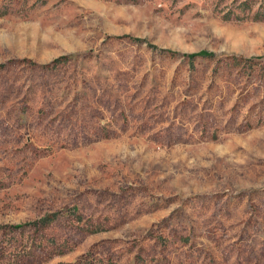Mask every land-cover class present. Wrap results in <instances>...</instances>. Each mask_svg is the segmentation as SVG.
<instances>
[{"label":"rangeland","instance_id":"374dc122","mask_svg":"<svg viewBox=\"0 0 264 264\" xmlns=\"http://www.w3.org/2000/svg\"><path fill=\"white\" fill-rule=\"evenodd\" d=\"M0 264H264V0H0Z\"/></svg>","mask_w":264,"mask_h":264}]
</instances>
